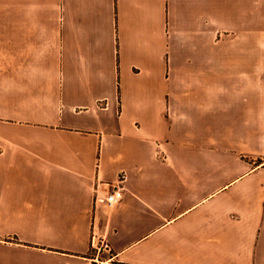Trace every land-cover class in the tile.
Listing matches in <instances>:
<instances>
[{"label": "crops", "instance_id": "obj_1", "mask_svg": "<svg viewBox=\"0 0 264 264\" xmlns=\"http://www.w3.org/2000/svg\"><path fill=\"white\" fill-rule=\"evenodd\" d=\"M0 264H264V0H0Z\"/></svg>", "mask_w": 264, "mask_h": 264}, {"label": "built area", "instance_id": "obj_2", "mask_svg": "<svg viewBox=\"0 0 264 264\" xmlns=\"http://www.w3.org/2000/svg\"><path fill=\"white\" fill-rule=\"evenodd\" d=\"M126 176L121 173L118 180L108 190H104L99 184L95 187V202L112 206L120 202L125 192Z\"/></svg>", "mask_w": 264, "mask_h": 264}]
</instances>
